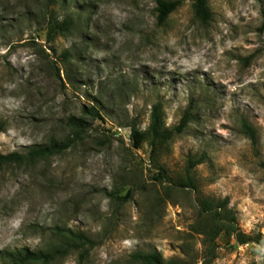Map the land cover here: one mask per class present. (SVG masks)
Returning a JSON list of instances; mask_svg holds the SVG:
<instances>
[{
  "label": "rangeland",
  "instance_id": "rangeland-1",
  "mask_svg": "<svg viewBox=\"0 0 264 264\" xmlns=\"http://www.w3.org/2000/svg\"><path fill=\"white\" fill-rule=\"evenodd\" d=\"M207 4L206 23L182 0L159 25L156 0H0V154L62 139L70 116L100 110L67 151L0 167V264L8 252L53 248L57 228L95 245L49 264H135L136 251L186 258L187 242L195 264H264L255 241L264 236V0ZM51 16L70 18V31L49 34ZM158 102L168 129L192 115L161 150L163 181L151 145L135 148L129 126L146 130ZM202 156L198 189L177 188L188 159ZM200 197H228L252 241L222 233L205 263L192 231Z\"/></svg>",
  "mask_w": 264,
  "mask_h": 264
},
{
  "label": "trees",
  "instance_id": "trees-1",
  "mask_svg": "<svg viewBox=\"0 0 264 264\" xmlns=\"http://www.w3.org/2000/svg\"><path fill=\"white\" fill-rule=\"evenodd\" d=\"M157 23L163 25L170 15L181 5L182 0H156ZM195 15L203 22L212 19V12L207 4V0H194ZM49 34L53 32L66 33L71 29L70 18H64L59 21L57 17L51 16ZM264 29V21L262 25ZM68 51L62 54L67 59ZM100 117V110L96 106L83 107L81 116H70L66 126L68 134L62 139L51 137L47 142L31 147L26 154L21 152H11L0 154V167L3 165L17 164L25 162L31 164L45 160L51 156L61 154L75 145L79 140H83L88 135L92 124L89 119ZM190 111H186L182 116L180 123L174 129H168L165 124L164 108L161 103L153 105L151 110L150 123L146 130L141 129L136 124L131 126V137L135 148H141L145 141L151 145V159L158 169L155 179L163 181L167 172L164 166L160 164L161 150L172 138L181 133L188 123L192 120ZM242 130L247 134L251 141L257 143L256 129L247 121L242 120ZM203 156L199 159H188L184 175H180L174 184L177 188L198 189L196 178L193 174L194 167L203 162ZM112 195V194H111ZM133 196V190L127 192V198ZM58 237L61 241L55 244L53 248L12 251L5 254L9 264H49L59 255H65L72 249H79L81 257L88 252L89 248L95 245V240L83 232H75L72 229L57 228ZM192 231L202 236L204 248V262L208 263L216 256V240L225 233L234 237L239 244H246L252 241V238L243 232L238 225L234 210L230 207L228 197L211 198L200 197L197 204V224L192 226ZM255 241L264 247V236L256 237ZM186 252V258H168L165 259L158 251H136L131 254V260L135 264H195L196 256L191 252L192 248L188 242L183 246Z\"/></svg>",
  "mask_w": 264,
  "mask_h": 264
}]
</instances>
